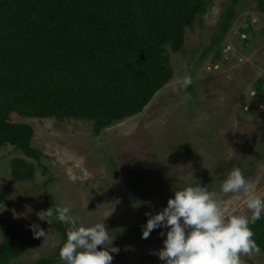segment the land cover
Returning a JSON list of instances; mask_svg holds the SVG:
<instances>
[{"label":"rangeland","instance_id":"374dc122","mask_svg":"<svg viewBox=\"0 0 264 264\" xmlns=\"http://www.w3.org/2000/svg\"><path fill=\"white\" fill-rule=\"evenodd\" d=\"M214 2L186 28L183 51L168 50L172 79L142 113L105 128L99 136L93 135V125L86 121H17L32 127V147L43 156L38 163L27 160L35 166L34 178L19 182L11 177L10 163L23 154L12 147L0 148V194L13 186L6 202H0V218L11 221L29 244L28 251L10 264H33L56 254L62 238L52 218L47 223L36 215L52 206H67L77 226L80 221L92 226L102 205L119 200L115 213L105 221L114 235L112 247L120 249L112 254V264H140L143 256L163 264L157 253L166 238L160 232L167 229L153 230L143 239L142 226L149 218L145 213L162 211L175 190L196 180L219 193L226 174L239 167L255 185V194L264 198V98L258 102V112H244L253 100L257 72L264 70V35L248 34L250 48L245 53L240 49L243 42L228 35L233 37L232 46H220L223 58L216 61L218 69H212L216 50L205 51L228 0ZM255 6L254 0L237 1L231 32L247 27L249 21L256 31L264 29V15ZM249 51L255 54L250 64ZM185 75L193 83L183 90L179 84ZM185 94L191 99L185 101ZM144 191L152 199L137 202ZM222 206L231 214L251 215L242 193L223 195ZM33 223L49 232L48 240L34 237L29 227ZM241 259L243 264H264L262 253Z\"/></svg>","mask_w":264,"mask_h":264},{"label":"trees","instance_id":"16d2710c","mask_svg":"<svg viewBox=\"0 0 264 264\" xmlns=\"http://www.w3.org/2000/svg\"><path fill=\"white\" fill-rule=\"evenodd\" d=\"M237 1L228 0L221 8L205 51L216 50L214 65L227 38L238 35L246 49L248 34L264 35V29L256 31L250 21L231 32L238 16ZM213 2L0 0V148L12 147L23 154L11 160L12 179L32 181L36 169L27 160L38 163L43 156L32 147V127L18 120L86 121L92 123L93 135L99 136L105 128L142 113L172 79L168 50L183 51L186 28L206 14ZM254 2L256 12L264 15V0ZM254 86L257 99L262 100L264 79ZM250 106L255 112L261 108L258 103ZM12 189L9 185L1 192V203ZM151 199L144 191L137 202ZM51 221L62 242L54 256L33 264L60 260L59 250L70 226L55 217ZM250 227L264 254V214ZM0 235V264H10L28 251L27 238L11 221L0 218ZM140 264H156V258L143 256Z\"/></svg>","mask_w":264,"mask_h":264},{"label":"clouds","instance_id":"9594fccd","mask_svg":"<svg viewBox=\"0 0 264 264\" xmlns=\"http://www.w3.org/2000/svg\"><path fill=\"white\" fill-rule=\"evenodd\" d=\"M231 38L225 40L226 44L222 43L224 49L232 46ZM245 38L241 36V39ZM249 48L245 49L241 44L240 49L246 51ZM192 83L191 76L185 75L179 88L186 90ZM251 96L253 100L244 107V112L252 109V103L259 102L255 90ZM183 99L187 101L191 97L185 94ZM229 193H242L251 215L231 214L224 208L222 196ZM118 203L119 200H116L102 205L99 219L92 226H86L83 221L77 226V219L67 206L51 207L36 215L40 221L49 223V218L55 217L58 222L70 226L66 229V240L59 250L62 264H112V254H118L120 249L112 247L114 235L106 227L105 221L115 213ZM262 214L264 198L255 194V185L246 179L242 170L233 167L222 180L219 193L209 191L207 186H201L195 180V184L175 190L174 197L168 200L162 211L155 215L145 213L149 218L142 226V238L147 239L153 230L167 229L166 233L160 232L166 238L157 253L163 264H243L242 256L261 252L253 239L250 225H255ZM29 227L34 237H44V241L49 239V232L46 233L39 224L33 223ZM51 246L55 247L56 244ZM98 246L101 250H98Z\"/></svg>","mask_w":264,"mask_h":264},{"label":"crops","instance_id":"0c3cea01","mask_svg":"<svg viewBox=\"0 0 264 264\" xmlns=\"http://www.w3.org/2000/svg\"><path fill=\"white\" fill-rule=\"evenodd\" d=\"M246 51H244V53H245ZM254 53L252 54L250 51L247 53V56H248V62L247 63H249L250 64V62H252V59H253V57H254ZM245 56V55H244ZM246 57V56H245ZM257 76H259V78H257V80L258 79H264V70H262V73L260 72V73H258L257 72ZM256 81V80H255Z\"/></svg>","mask_w":264,"mask_h":264},{"label":"built area","instance_id":"2783aa9c","mask_svg":"<svg viewBox=\"0 0 264 264\" xmlns=\"http://www.w3.org/2000/svg\"><path fill=\"white\" fill-rule=\"evenodd\" d=\"M242 38H244V36H242ZM218 66L219 65L215 64V65L211 66V68L216 70V69H218Z\"/></svg>","mask_w":264,"mask_h":264}]
</instances>
